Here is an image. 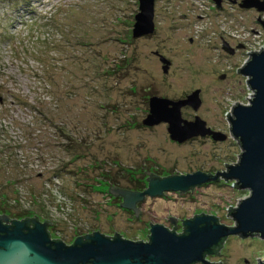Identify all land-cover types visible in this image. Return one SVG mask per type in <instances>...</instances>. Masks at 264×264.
I'll return each mask as SVG.
<instances>
[{"label": "rangeland", "instance_id": "rangeland-1", "mask_svg": "<svg viewBox=\"0 0 264 264\" xmlns=\"http://www.w3.org/2000/svg\"><path fill=\"white\" fill-rule=\"evenodd\" d=\"M239 3L154 0L153 31L134 37L138 0H0V212L47 221L50 238L65 244L95 231L148 241L151 224L181 233L182 219L210 212L234 226L228 208L248 191L222 176L146 194L136 215L109 188L143 191L147 173H217L237 163L227 114L252 94L237 70L264 48V11ZM195 90L200 104L182 106L181 118L200 117L224 140L178 143L167 123L143 124L150 97ZM205 259L258 264L264 241L229 235Z\"/></svg>", "mask_w": 264, "mask_h": 264}, {"label": "water", "instance_id": "water-1", "mask_svg": "<svg viewBox=\"0 0 264 264\" xmlns=\"http://www.w3.org/2000/svg\"><path fill=\"white\" fill-rule=\"evenodd\" d=\"M217 7L221 0H214ZM133 36L153 31L154 0H138ZM242 8L264 11V0H242ZM264 25V21H261ZM224 48L227 49L225 45ZM163 70L169 61L160 56ZM237 72L247 77L252 96L247 104H234L230 123V134L236 139L241 152L236 164H228L227 170L208 173L197 170L193 173L158 177L153 175L143 191L126 190L117 186L111 193L121 195V204L132 208L143 196L161 195L163 191H186L205 181L222 176L233 180L234 186L247 190L248 196L236 207L228 208L227 214L234 218L235 225H223L212 212L181 220L183 232L176 233L174 227L167 229L161 224H151L148 241H132L120 234L106 236L95 231L78 236L72 244L51 239L47 231L49 223L31 220L13 221L9 231L0 235V264H214L206 255L215 254L221 242L229 235L241 237L258 236L264 241V48L249 52L245 64ZM199 90L193 91L185 99L170 100L163 97L149 98V113L144 125L167 123L171 140L182 143L192 137L210 135L214 140H224L226 136L206 127L205 121L195 116L188 121L181 118L180 108L191 106L196 110L200 104ZM31 222L33 227L25 225ZM264 264V260L258 262Z\"/></svg>", "mask_w": 264, "mask_h": 264}, {"label": "flooded vegetation", "instance_id": "flooded-vegetation-1", "mask_svg": "<svg viewBox=\"0 0 264 264\" xmlns=\"http://www.w3.org/2000/svg\"><path fill=\"white\" fill-rule=\"evenodd\" d=\"M232 1L235 2L236 0H232ZM240 1H242V0H240ZM239 6H240V3H239ZM226 46H227V49H229L231 51L230 54H233L234 49L228 47V45H226ZM34 218L35 217H31V216H11V215H8L6 213L0 212V235L4 234L5 232L10 230V228L13 224V221H24V220H31ZM40 222H44V221H40ZM25 226L28 228H31V227H33V224L31 222H29ZM47 231H48V227H47ZM55 240H57V239H55Z\"/></svg>", "mask_w": 264, "mask_h": 264}, {"label": "trees", "instance_id": "trees-1", "mask_svg": "<svg viewBox=\"0 0 264 264\" xmlns=\"http://www.w3.org/2000/svg\"><path fill=\"white\" fill-rule=\"evenodd\" d=\"M152 176H153V175L149 176L148 181H149V179H150ZM141 191H142V190H141ZM182 232H183V228H182ZM182 232H181V233H182ZM224 241H225V239L221 242L220 248L222 247ZM220 248H219V249H220ZM219 249H218V250H219ZM218 250H217V252H218Z\"/></svg>", "mask_w": 264, "mask_h": 264}, {"label": "built area", "instance_id": "built-area-1", "mask_svg": "<svg viewBox=\"0 0 264 264\" xmlns=\"http://www.w3.org/2000/svg\"><path fill=\"white\" fill-rule=\"evenodd\" d=\"M251 96H252V94H251ZM251 98V97H250Z\"/></svg>", "mask_w": 264, "mask_h": 264}]
</instances>
